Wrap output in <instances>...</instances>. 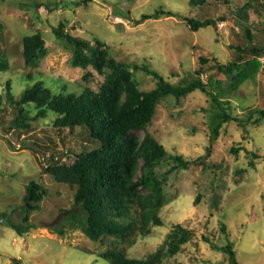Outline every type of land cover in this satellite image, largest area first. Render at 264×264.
Returning a JSON list of instances; mask_svg holds the SVG:
<instances>
[{
    "label": "rangeland",
    "instance_id": "rangeland-1",
    "mask_svg": "<svg viewBox=\"0 0 264 264\" xmlns=\"http://www.w3.org/2000/svg\"><path fill=\"white\" fill-rule=\"evenodd\" d=\"M195 1L0 0V57L8 60V68L0 71V264H110L101 255L114 239L91 240L71 220L77 210L75 188L47 172L48 166L71 164L75 152L97 144L84 128L74 133L56 128L52 110L31 120L29 129L12 123L17 109L8 100V82L19 98L38 80L53 93L63 94H79L85 87L98 90L104 81L93 66L72 64L73 45L56 35L60 25L91 45L101 42L109 56L130 66L141 90L154 89L157 80L135 65L146 66L173 84L192 79L202 69L205 82L211 78L233 82L234 94L241 99L233 103V112L245 116L255 109L264 111V53L246 54L229 75L216 68V60L229 63L235 58L237 46L246 48L251 42L264 48V0ZM160 8L178 16L138 23ZM116 17L122 21L116 22ZM187 18L212 19L216 26L194 31ZM37 32L43 34L48 53L37 67H30L23 59V38ZM254 58L260 62L255 73L246 69ZM25 108L30 116L36 114L32 104ZM259 116V122L246 128L236 121L225 123L211 143L215 117L207 94L196 90L159 101L147 130L165 146L168 156L182 154L192 162L188 169L171 171L174 162L168 157L157 166L164 183L163 225L153 227L148 236L121 243L129 257L155 252L173 225L180 223L192 230V238L178 254L167 257L166 264H227L228 255L213 244L228 242L234 244L239 264H264V117L253 113V120ZM134 133L142 140L146 132ZM34 144L40 149H33ZM31 180L46 188L48 195L25 222ZM12 224L33 227L21 235Z\"/></svg>",
    "mask_w": 264,
    "mask_h": 264
},
{
    "label": "trees",
    "instance_id": "trees-1",
    "mask_svg": "<svg viewBox=\"0 0 264 264\" xmlns=\"http://www.w3.org/2000/svg\"><path fill=\"white\" fill-rule=\"evenodd\" d=\"M195 2L202 4L207 0ZM161 16L177 17L178 14L160 8L152 15H143L138 23ZM186 20L194 31L216 26L212 19ZM247 31L252 40L250 31ZM56 35L73 45L71 61L74 66L87 68L91 65L104 75V81L98 90L85 87L79 94H63L53 93L42 80H38L24 89L19 98L12 94L8 82V100L17 109L12 123L29 129L31 120L44 118L52 110L56 114L53 125L60 131L69 129L74 133L77 128L86 129L88 139L97 144L95 148L75 152V160L71 164L55 163L47 167V172L57 182L75 188L74 206L77 210L71 213V220L93 241L105 237L114 239L111 247L101 255L110 264H166L165 259L178 254L192 238V230L180 223L173 225L158 250L144 258L129 257L126 248L121 245L136 236H148L153 227L163 225L160 211L165 201L164 183L156 170L157 166L168 157L174 162L171 171L188 169L192 162L182 154L168 156L165 146L147 130L159 101L168 95L179 99L196 90L207 94L211 98L215 117L211 143L217 139L225 123L236 121L246 128L249 123L259 122L261 118L259 116L253 120V113H260L264 117V111L251 110L245 116L233 112V103L241 100L234 94L236 87L233 82L212 78L205 82L201 78L202 69L195 71L192 79L173 84L158 72L135 65V69H143L157 80L154 89L141 90L130 66L109 56L101 42L91 45L87 40L65 31L63 25H60ZM235 52V58L229 63L216 60L218 72L232 74L240 67L246 54L261 55L264 48L253 46L250 42L246 48L237 46ZM47 53L46 41L41 32L23 38V59L27 66L37 67L41 57ZM201 60L207 61L206 58ZM248 65L246 69L255 73L259 70L260 62L254 58ZM7 68V58L0 57V71ZM28 104L36 109L34 116H30L26 110L25 105ZM2 112L0 106V120ZM139 129L146 132L142 140L134 133ZM33 149L40 147L34 144ZM47 195L48 190L38 181L31 180L28 183L23 216L25 222H28L31 211L40 208V202ZM12 225L21 235L33 227L31 224L25 228ZM205 240L210 242L208 238ZM213 247L228 255L227 264H239L232 242L224 246L213 244Z\"/></svg>",
    "mask_w": 264,
    "mask_h": 264
},
{
    "label": "built area",
    "instance_id": "built-area-1",
    "mask_svg": "<svg viewBox=\"0 0 264 264\" xmlns=\"http://www.w3.org/2000/svg\"><path fill=\"white\" fill-rule=\"evenodd\" d=\"M115 20H116V22H120V21H122V20H120L119 17H116Z\"/></svg>",
    "mask_w": 264,
    "mask_h": 264
},
{
    "label": "water",
    "instance_id": "water-1",
    "mask_svg": "<svg viewBox=\"0 0 264 264\" xmlns=\"http://www.w3.org/2000/svg\"><path fill=\"white\" fill-rule=\"evenodd\" d=\"M3 219L2 218H0V222L2 221Z\"/></svg>",
    "mask_w": 264,
    "mask_h": 264
}]
</instances>
